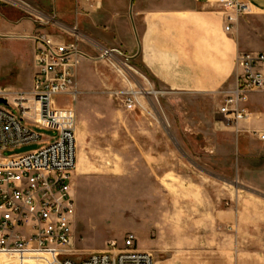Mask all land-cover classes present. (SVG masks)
<instances>
[{
	"label": "rangeland",
	"instance_id": "374dc122",
	"mask_svg": "<svg viewBox=\"0 0 264 264\" xmlns=\"http://www.w3.org/2000/svg\"><path fill=\"white\" fill-rule=\"evenodd\" d=\"M12 13L24 21L12 22ZM53 15L46 0H0V27L4 23L15 33H20L27 20L48 34L58 33V28L48 24L51 19L56 20ZM73 18L68 20L66 29L75 28ZM253 26L247 32V40L261 42L264 18L256 19ZM235 32L236 28L229 35L235 36ZM26 42L0 34L1 89L29 88L33 64L31 46ZM93 56L99 58V51ZM114 59L115 65L121 62L118 56ZM83 60L77 69V98L65 96L54 100L58 107L72 109L76 117V166L72 175L75 257L91 254L92 249L105 251L110 242L120 247L125 237L132 234L136 238L135 248L150 254L153 264H172L173 255L180 249L171 241L170 188L157 183L156 174L147 165L149 154H163L165 170L178 165L182 177L211 182L212 196L220 198L222 209L236 212L239 205L244 213L264 218V193L236 181V136L224 128L217 114L219 94L200 104V115L211 121L209 133L207 124H192V120L201 121L195 117V101L172 98L164 91L152 96L150 105H144L146 111L126 112L111 94L124 86L117 70L102 59L94 62L88 57L89 63ZM131 64L145 74L137 62ZM28 127L42 142L3 151L2 158L38 151L55 137L50 130ZM154 222L159 225L157 229L153 228ZM232 241L235 243L234 238ZM193 249L187 247L186 251ZM209 250L211 247L206 246L202 254ZM3 257L0 256V264L46 262L39 256Z\"/></svg>",
	"mask_w": 264,
	"mask_h": 264
},
{
	"label": "crops",
	"instance_id": "0c3cea01",
	"mask_svg": "<svg viewBox=\"0 0 264 264\" xmlns=\"http://www.w3.org/2000/svg\"><path fill=\"white\" fill-rule=\"evenodd\" d=\"M245 1L254 11L250 18L237 23L235 36L223 32V14L217 0H46V4L62 28H69L68 22L74 17L79 46L88 63V57L100 61L93 56L98 48L118 51L138 63L154 90L195 101V117L201 121L192 120V124H207L211 133V121L200 115V104L232 85L237 53L264 51V38L257 43L247 40L255 20L264 18V0ZM22 21L12 13V22ZM20 30L15 33L2 23L0 34L26 42L24 39L43 31L28 20ZM26 43L31 46L34 73V43ZM247 106L251 119L243 129L264 131V98L252 94ZM235 141L236 181L264 193V146L259 147L248 134L237 136ZM147 157L157 183L170 188L171 241L180 249L173 255L172 264H264V218L244 213L239 205L236 212L222 209L220 198L212 196L211 182L182 177L178 165L165 170L163 154ZM158 226L153 223L154 229ZM206 246L211 250L202 254ZM187 247L194 249L186 251Z\"/></svg>",
	"mask_w": 264,
	"mask_h": 264
},
{
	"label": "built area",
	"instance_id": "2783aa9c",
	"mask_svg": "<svg viewBox=\"0 0 264 264\" xmlns=\"http://www.w3.org/2000/svg\"><path fill=\"white\" fill-rule=\"evenodd\" d=\"M217 4L223 14V32L228 35L254 11L245 0H217ZM49 23L60 33L38 31L28 37L34 43L31 86L26 90L0 88V100L5 102L0 103V256H39L46 261L42 264H153L150 254L135 248L132 234L120 247L110 242L107 250L82 257L72 252L76 117L72 109L58 107L54 100L77 98V69L87 56L80 49L76 28H62L54 19ZM115 56L120 58L118 65ZM99 59L108 61L120 75L124 86L111 94L126 112L146 111L144 105L161 94L118 51L102 48ZM235 66L232 85L219 92L217 114L236 137L248 134L264 145V131L243 129L251 119L250 95L264 98V51L239 52ZM28 126L50 130L55 137L38 151L2 158L3 151L42 142Z\"/></svg>",
	"mask_w": 264,
	"mask_h": 264
},
{
	"label": "water",
	"instance_id": "95a60500",
	"mask_svg": "<svg viewBox=\"0 0 264 264\" xmlns=\"http://www.w3.org/2000/svg\"><path fill=\"white\" fill-rule=\"evenodd\" d=\"M0 103H1V104H5V102H4L3 100H0Z\"/></svg>",
	"mask_w": 264,
	"mask_h": 264
},
{
	"label": "bare ground",
	"instance_id": "6f19581e",
	"mask_svg": "<svg viewBox=\"0 0 264 264\" xmlns=\"http://www.w3.org/2000/svg\"><path fill=\"white\" fill-rule=\"evenodd\" d=\"M28 264H30V263H28Z\"/></svg>",
	"mask_w": 264,
	"mask_h": 264
}]
</instances>
